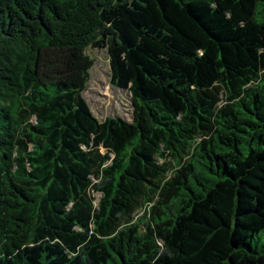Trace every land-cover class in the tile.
I'll return each mask as SVG.
<instances>
[{
	"label": "trees",
	"instance_id": "trees-1",
	"mask_svg": "<svg viewBox=\"0 0 264 264\" xmlns=\"http://www.w3.org/2000/svg\"><path fill=\"white\" fill-rule=\"evenodd\" d=\"M0 264H264V0H0Z\"/></svg>",
	"mask_w": 264,
	"mask_h": 264
},
{
	"label": "rangeland",
	"instance_id": "rangeland-1",
	"mask_svg": "<svg viewBox=\"0 0 264 264\" xmlns=\"http://www.w3.org/2000/svg\"><path fill=\"white\" fill-rule=\"evenodd\" d=\"M87 54L92 60V67L83 98L90 111L99 121L107 117H116L131 122L133 116L131 95L127 91L111 86L106 50L88 49Z\"/></svg>",
	"mask_w": 264,
	"mask_h": 264
}]
</instances>
